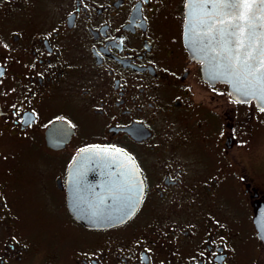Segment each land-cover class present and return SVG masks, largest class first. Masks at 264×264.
Segmentation results:
<instances>
[{
	"label": "flooded vegetation",
	"instance_id": "1",
	"mask_svg": "<svg viewBox=\"0 0 264 264\" xmlns=\"http://www.w3.org/2000/svg\"><path fill=\"white\" fill-rule=\"evenodd\" d=\"M184 3L0 0V264H264V111L203 80ZM91 147L139 172L122 223L69 211Z\"/></svg>",
	"mask_w": 264,
	"mask_h": 264
},
{
	"label": "water",
	"instance_id": "2",
	"mask_svg": "<svg viewBox=\"0 0 264 264\" xmlns=\"http://www.w3.org/2000/svg\"><path fill=\"white\" fill-rule=\"evenodd\" d=\"M211 4L201 7L198 0H185L183 21V44L189 57L201 63V76L209 84L227 85L231 97L241 103L253 101L258 109L264 100L242 95L237 88L255 85L246 73L223 76L219 58L210 50L203 37L200 20L205 13H212ZM251 82V83H250ZM57 124L48 129L54 132ZM47 131V132H48ZM57 142L56 139H53ZM73 186L69 189L67 205L78 222L88 228H103L126 221L138 207L143 187L139 172L126 154L112 149L91 147L79 151L69 167ZM263 217L259 213L258 218ZM258 236L264 243V232L258 227Z\"/></svg>",
	"mask_w": 264,
	"mask_h": 264
},
{
	"label": "snow or ice",
	"instance_id": "3",
	"mask_svg": "<svg viewBox=\"0 0 264 264\" xmlns=\"http://www.w3.org/2000/svg\"><path fill=\"white\" fill-rule=\"evenodd\" d=\"M198 2L201 7L211 4L214 9L212 13H205L200 25L210 50L219 58L222 68L219 75L246 73L245 79L251 76L255 85L236 91L264 100V0Z\"/></svg>",
	"mask_w": 264,
	"mask_h": 264
},
{
	"label": "rangeland",
	"instance_id": "4",
	"mask_svg": "<svg viewBox=\"0 0 264 264\" xmlns=\"http://www.w3.org/2000/svg\"><path fill=\"white\" fill-rule=\"evenodd\" d=\"M259 138H260L261 142H260V144H257V149L259 152L263 153L264 152V131H263V134L261 136H259Z\"/></svg>",
	"mask_w": 264,
	"mask_h": 264
}]
</instances>
